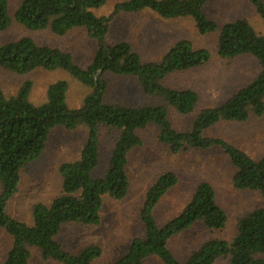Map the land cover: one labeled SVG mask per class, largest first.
<instances>
[{
    "label": "trees",
    "instance_id": "trees-1",
    "mask_svg": "<svg viewBox=\"0 0 264 264\" xmlns=\"http://www.w3.org/2000/svg\"><path fill=\"white\" fill-rule=\"evenodd\" d=\"M106 0H20L14 19L29 30L49 29L62 36L72 28L83 27L96 43V51L86 67L77 65L70 53L58 47L39 44L29 36L0 43V67L16 74L34 69H62L89 89L79 107L66 102L68 82L58 79L46 89L45 101L32 103L28 96L30 80L24 81L14 95L6 96L0 85V228L12 237V244L0 264H27L30 249L37 248L43 259L62 264H93L101 254L97 245H89L74 254L62 247L56 235L63 224H98L102 199L108 195L123 198L129 188L126 172L128 153L142 144L138 131L149 124L157 127V138L170 151L193 148L220 149L235 171L231 183L238 190L259 192L264 199V155L254 159L244 150L220 137L205 134L219 122H243L250 115L264 113V33L256 31L245 19L218 24L204 13L210 0H122L107 15H96ZM264 21V0H248ZM149 9L165 19L191 18L200 34L217 32V55L221 59L251 56L259 64L257 75L239 87L222 103L201 109L185 131L176 130L170 120V108L178 114H190L199 96L191 88L168 86L164 80L174 73L199 67L210 59L206 48H196L188 39L174 43L159 61H142L126 41H106L109 23L120 12ZM11 22L8 0H0V31ZM100 70V71H99ZM99 71V72H98ZM106 74L130 76L137 80L144 95L159 103L128 105L107 102ZM84 126L86 137L79 156L58 166L60 193L48 204L37 202L31 210L30 224L9 215L6 206L16 193L20 170L43 151L55 126L75 129ZM101 128L117 131L107 168L102 177H93L99 165ZM177 183L172 171L161 173L146 189L139 211L144 235L134 237L127 252L112 264H145L148 256L163 264H264V206L245 213L237 232L228 241L210 238L177 259L168 247L169 240L195 223L207 229L225 226L227 216L217 203L212 185L199 182L189 201L166 223L160 225L154 208L165 193Z\"/></svg>",
    "mask_w": 264,
    "mask_h": 264
},
{
    "label": "rangeland",
    "instance_id": "rangeland-1",
    "mask_svg": "<svg viewBox=\"0 0 264 264\" xmlns=\"http://www.w3.org/2000/svg\"><path fill=\"white\" fill-rule=\"evenodd\" d=\"M122 0H106L95 9L94 14L107 15L115 3ZM20 0H8L10 25L0 31V43L29 36L39 44L58 47L71 54L73 61L86 67L96 51V43L83 27L72 28L59 36L49 29L29 30L14 19ZM204 13L218 24L245 18L252 27L264 33V21L248 0H210ZM188 39L196 48H206L210 59L203 65L174 73L164 83L175 88H191L199 96L198 104L187 115L169 110L173 127L178 131L189 128L191 119L203 108L216 106L225 101L239 87L250 82L259 71L257 60L251 56L221 59L217 55V32L200 34L191 18L165 19L152 14L149 9L136 13H124L115 18L106 34V41H126L137 52L142 61H159L178 40ZM108 88L104 95L107 102L128 105L159 103L160 100L142 93L137 80L130 76L106 74ZM58 79L68 82L66 102L69 108L79 107L89 89L62 69H34L26 74H16L0 67V85L6 96L14 95L20 85L30 80L32 88L29 100L34 104L45 101L47 86ZM157 127L149 124L138 131L142 144L128 153L126 172L129 188L121 199L104 195L98 224L68 222L62 225L56 240L64 249L78 253L84 247L97 245L101 254L93 264H112L128 250L134 237L144 235L139 211L147 187L163 172L172 171L177 183L170 188L154 208V216L160 225L176 215L189 201L194 187L202 181L212 185L217 203L226 213L227 220L222 229L210 230L201 223L173 236L168 247L173 255L183 260L190 251L210 238L230 241L237 232L239 219L247 212L264 206L259 192L238 190L231 183L235 171L228 157L218 148L206 150L187 148L178 152L157 138ZM211 137H220L244 150L254 159L264 155V113L250 115L243 122H219L206 130ZM117 131L101 128L99 132V165L93 177H102L111 155ZM86 137V129L80 125L75 129L55 126L51 129L42 153L20 170L16 193L9 199L6 211L9 215L28 224L35 203L48 204L61 190L58 166L65 161L78 158ZM12 237L0 228V261L4 260L11 247ZM145 264H163L156 256H148ZM221 259L215 264H226ZM27 264H62L56 260L43 259L40 251L32 247Z\"/></svg>",
    "mask_w": 264,
    "mask_h": 264
},
{
    "label": "crops",
    "instance_id": "crops-1",
    "mask_svg": "<svg viewBox=\"0 0 264 264\" xmlns=\"http://www.w3.org/2000/svg\"><path fill=\"white\" fill-rule=\"evenodd\" d=\"M124 13H127V12H120V13L116 14V15L113 17V19H112V20L110 21V23H109L108 31L111 29V25H112L113 21H115V18H116L117 16H119V15L124 14ZM128 13H136V12H128ZM152 14L157 15V14H155L154 12H152ZM115 42H117V41H115Z\"/></svg>",
    "mask_w": 264,
    "mask_h": 264
},
{
    "label": "water",
    "instance_id": "water-1",
    "mask_svg": "<svg viewBox=\"0 0 264 264\" xmlns=\"http://www.w3.org/2000/svg\"><path fill=\"white\" fill-rule=\"evenodd\" d=\"M99 71H100V70H99ZM99 71H98V72H99Z\"/></svg>",
    "mask_w": 264,
    "mask_h": 264
}]
</instances>
